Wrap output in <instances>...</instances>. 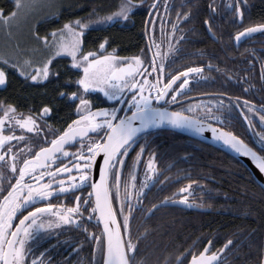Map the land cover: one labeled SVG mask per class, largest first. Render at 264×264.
Listing matches in <instances>:
<instances>
[{"label":"flooded vegetation","instance_id":"obj_1","mask_svg":"<svg viewBox=\"0 0 264 264\" xmlns=\"http://www.w3.org/2000/svg\"><path fill=\"white\" fill-rule=\"evenodd\" d=\"M143 1V0H141ZM139 2V1H137ZM148 2V0H147ZM151 9H155V15L150 18L151 9L149 12V18L151 29L146 31L143 43V47L136 53H131L128 57H120L128 62H131L132 57L146 55L149 61L141 59L143 68H147V72H143L141 75H137L138 81L147 79L153 84L157 79L160 81V86L163 87L165 83H168L172 76H178L180 73L187 71L189 67L201 68L200 73H190L187 77L188 84L180 89V94L177 95L176 101L171 100V96L175 94L179 84L185 79L181 76L179 80L173 85V88L169 90L168 96L164 100L159 102L153 100L154 107H164L175 111H183L184 114L190 115L197 119L210 122L213 124L227 123L228 126L234 128L237 133H249L251 135L264 134V120L261 117L264 116V91L262 89H256L254 91L252 85L258 86L261 81L260 78L255 81L247 76H253L262 74L264 75V31L256 34H245L239 41L235 39V51L234 54H230L231 39L227 37L224 45H221L218 50L219 59L221 58V52H225L223 61L216 59V52L214 48L201 47L206 39L200 40L194 32L185 30L188 25V17L182 14L169 15L164 12L163 14H156L160 12L159 7L155 3ZM150 5V6H151ZM178 12L182 11V6L177 8ZM168 17V18H167ZM168 19V20H167ZM242 23V19L241 22ZM186 24V25H185ZM175 25V29L173 26ZM195 26V24H192ZM242 32V31H241ZM207 34L213 43L219 40L211 29H208ZM150 38L155 41V44H150ZM262 38V39H261ZM261 44L262 46L258 45ZM155 45H159L161 55L164 56L163 69L157 68L156 72H152L150 67V61L153 54L156 51ZM171 46V49H170ZM117 52L118 47L116 48ZM227 50V51H226ZM119 53V52H118ZM159 56L156 57V60ZM261 83V82H260ZM153 96H155V90H152ZM131 94L124 93L121 101L109 100L107 97L99 94H88L86 98L92 102L93 111L97 108H122L123 111L120 115H124L128 111V100H130ZM72 99V98H71ZM73 100V99H72ZM76 107L79 104L78 100ZM134 110V109H133ZM22 114L16 113V116L21 118ZM24 118L25 115H22ZM37 123V130L33 132H20L13 123L6 125L3 135H14L16 137H25L18 147V140L13 139L5 143V150L2 151L5 155V160L0 161V198L6 194L9 190V184H14L18 176L11 171V157L16 156L15 163L18 167H22V161L26 158L30 159V149L32 151H38L40 146L48 147V142L55 139L59 134L67 129V126L72 123L73 120L78 119V114L69 122L65 127L60 125L50 112L44 115L42 112L34 114L32 116ZM217 118V119H215ZM102 119V118H98ZM238 119H242L246 124V129L237 122ZM218 125V124H216ZM220 126V125H218ZM222 127V126H221ZM227 130V129H226ZM246 130V131H245ZM232 131V133L234 132ZM142 137V136H140ZM139 137V138H140ZM46 138V139H45ZM90 138L92 140L98 137L91 133L86 138L75 142L74 146H64V151L68 152L67 157L61 153H57V159L50 164L51 171H55L58 167H68L70 172H61L54 179L45 176L40 183H48L49 180H53L52 189L56 190L60 185V181H64L62 187L68 188L72 183L70 177H75L78 187L69 188L68 192L59 193L53 191V195L48 200H36L35 203L28 207L27 211H32L35 207H45L46 203L51 202L56 205L53 212L57 211L61 207L71 208L75 206V197L79 196L81 201L88 199V193L91 192V188L88 182L83 184L79 183L80 172L74 167L78 162L74 159V153L80 151L81 142L84 145L89 143ZM136 143L132 145V151H130V158L126 157L124 164L128 165L129 161L134 158L129 168L123 169V173L120 174V191L119 195L116 194V188L112 182V194L113 206L117 209L118 221L122 223L124 215H129L127 207L123 213L119 212L120 202L124 198L125 187L129 193L126 206L131 205L132 211L129 216V225L127 230H134L131 235L133 243L137 245V251L135 254L134 264L142 261L148 254L154 259L155 264H191L192 255H198L206 247H210V252H217L219 260L214 264H229L232 260L237 259L239 256L234 254L233 250H228L223 253V250L217 251L213 246V238H209L208 241H203L200 244L199 239L194 242L192 246L187 248L178 247L177 252L168 253L169 248L175 243V240L167 241L164 235L167 233L163 231L160 237L157 233H151L148 229L149 226L154 224L157 220L151 219L152 211L156 206H162L164 200L167 197L166 188L170 178H182V174L169 170L165 162L159 167L156 160L151 156L148 144H144L142 141L136 139ZM249 144L257 151L264 150V142L261 138L251 139ZM144 144V145H143ZM143 147V153H140V164L137 169L130 166L136 163L135 159L138 155V148ZM10 149V151H9ZM153 160L154 170H150L147 165L149 160ZM125 172V173H124ZM39 175V170L36 173ZM135 177L132 180V177ZM26 183H35L30 177L25 178ZM135 184V188L131 185ZM170 183V181H169ZM146 187H142L143 185ZM188 191H191V187H187ZM180 193V192H179ZM198 194V192L196 193ZM156 202V204H154ZM177 203H181L177 198ZM93 204V198L89 200V205ZM88 207L83 205L81 212L83 215L72 214L70 216L71 223L59 222L57 216H53L50 213H44L41 215V220L47 225L49 222L53 223L52 228H45L41 230V233L36 240L29 241L32 247L31 256L39 257L41 253L44 254L45 264H103L104 254L102 255L97 249L94 236H101L102 229L98 222L96 213H91V209L84 211V208ZM164 210V209H163ZM24 211V215L27 214ZM165 213V214H163ZM167 211L164 210L159 219H165L168 217ZM89 215L93 218L89 219ZM20 216V213H17ZM22 218V217H21ZM162 220V221H163ZM59 222V226L55 224ZM18 223V220L14 221ZM149 227V228H147ZM146 229V234L150 235L149 239H146V245L143 250H146V254L142 255L139 250L138 244H141V232ZM122 229H125L122 225ZM153 234V235H151ZM102 243H104V237H101ZM211 241V245H209ZM201 247H200V245ZM161 246V247H160ZM159 248L162 250L160 251ZM158 252V253H157ZM140 257H142L140 259ZM263 257V256H262Z\"/></svg>","mask_w":264,"mask_h":264},{"label":"snow or ice","instance_id":"obj_2","mask_svg":"<svg viewBox=\"0 0 264 264\" xmlns=\"http://www.w3.org/2000/svg\"><path fill=\"white\" fill-rule=\"evenodd\" d=\"M15 3L18 8L21 6V0H15ZM240 3L246 4L247 0H237L234 6L229 5V7H232L233 11L242 19L244 13L240 10ZM134 7L133 0H123L118 12L101 19L104 22L113 21L114 18L127 20ZM152 7H155V5H152ZM15 15V12L5 15L3 10L0 9V23L8 25ZM91 23V20L76 19L65 23L58 32L51 33L55 48L54 55L49 57L39 68L33 69V73L29 76L33 81L38 78L47 79L50 75V65L53 59L62 54L69 56L72 68L81 71V75L75 81L78 91L70 94L73 100L79 101L76 107L79 118L73 120L66 130L49 141L48 147L40 146L38 151L30 149L31 158L24 159L22 167H18L15 163L17 159L15 155L11 157V171L18 176V179L14 184H9V190L0 198V264H45L43 253L39 257L31 256L32 247L29 244V241L38 239L42 229L54 226L52 222L47 225L43 222L38 223L41 220V215L50 213L57 216L59 222L71 223L70 216L72 214L83 215V212H81L82 204L88 206L84 208V211H88V208H90L91 213H98L99 219L103 221V232L101 236H94V240L100 253L102 255L106 253L104 264H134L137 245L132 242L130 233L125 238L122 232V225L125 229L128 228L129 216L132 211L131 205L126 206L125 204L129 195L127 186L125 187L124 198L120 202L119 212L123 213L127 207L129 215H124L121 223L117 220V209L113 207L109 178H112L116 194L119 195L118 169L123 165V157L128 155V151L136 143L138 136L150 135V130L165 123L173 127H196L201 132L205 130L201 121L185 115L183 111L170 112L165 108L154 107L152 103L153 100L157 102L164 100L176 81L183 76L185 79L179 84L178 89L174 90L175 94L171 96V100L175 102L177 95L180 94L179 90L188 84V75L190 73H200L201 68L189 67L187 71L180 73V75L172 76L163 87L160 86L159 79L155 84L147 79L138 81L136 76L148 71L147 68H143L144 62L139 56L132 57L131 62H128L117 57L114 52L104 54L103 50H105L107 40L99 44V51H84L83 37ZM208 27L211 29V24ZM173 28L175 29V25ZM261 30H264V24L247 27L238 33L235 39L239 41L245 34ZM43 42L47 45L48 38L44 37ZM150 44H155V41L151 38ZM159 47V45H155L156 51L150 61L152 72H156L157 68L163 69L162 61L159 65L156 64V57L161 56ZM8 63L7 60H3V65ZM25 63L30 65L31 61H25ZM13 66L17 67L16 65ZM51 74L53 76L59 75L56 72ZM21 75H25V73L22 71ZM6 82L7 73L4 67L0 66V85H6ZM95 89L102 92L109 100L115 101H121L124 91L127 90L131 94L130 100L127 102L128 111L131 112V115H128L127 112L120 115L123 111L122 108H97L93 111L92 102L86 98V95ZM153 89L156 93L155 96L152 94ZM60 95L64 96L66 94L60 93ZM50 112H52L50 107H43L42 113L44 115ZM14 113H16V108L12 105L3 107V115L0 116V148H3L6 142L13 139H24L22 136L2 134L6 121L11 122L15 119L12 115ZM261 120H264V116L261 117ZM15 122L29 132L38 128L36 120L31 115L26 118L21 115V118ZM211 131L217 139H222L224 143L231 145L237 151H243L244 155L250 156L260 171L264 172V156L252 151L233 133L222 130L218 132L216 128H211ZM90 132L98 138L95 140L90 138L87 145L81 142L80 151L72 154L74 159L78 161L74 167L81 173L79 183L88 182L93 189V192L88 193V199L81 201V198L76 196L74 207L66 209L61 207L55 212H53V209L56 208V205L51 202L46 203L45 207H35L32 211H27L28 207L33 205L36 200L51 198L53 191L65 193L69 191V188L78 187L75 177H70L72 183L68 188L62 187L64 181L61 180L59 182L61 187L56 190L52 189L53 180H49L48 183H40V181L45 176L54 179L61 172H70L71 169L66 166L51 171L49 170L50 164L57 159V153H61L65 157L69 155L68 152L64 151L65 145L74 146L70 144L71 141L76 140L77 137L82 140ZM143 151L144 149L141 147L140 153H143ZM101 153L103 154V168L100 171L99 182H94L91 178V170ZM5 155L6 153L0 154V161L5 160ZM139 157L140 154L138 153L136 159L139 160ZM147 167L154 170L152 159L149 160ZM38 170L39 175L37 177ZM26 177H30L35 183H26ZM134 179L133 176L132 180ZM131 186L135 188L134 183ZM146 186L145 184L142 187ZM181 191L187 192L188 189L184 188ZM93 195L95 197L94 202L89 205V200L92 199ZM182 202L188 203L186 196ZM188 206L191 207L192 205L189 204ZM24 211H27L26 215H24ZM18 212L20 213L19 217L17 216ZM88 218L92 219L93 217L89 215ZM16 220H18V223H14ZM59 222L55 224L56 227L59 226ZM101 237H106V244L102 243ZM230 244H232L231 240L224 247L227 248ZM209 245H211V241H209ZM218 260V253L210 252V247H206L198 255H192L191 264H214Z\"/></svg>","mask_w":264,"mask_h":264},{"label":"trees","instance_id":"obj_3","mask_svg":"<svg viewBox=\"0 0 264 264\" xmlns=\"http://www.w3.org/2000/svg\"><path fill=\"white\" fill-rule=\"evenodd\" d=\"M148 1L150 5L153 2ZM236 3L237 0H162L158 5L161 11L156 14L179 13L188 17L186 23L188 27L185 30L194 32L200 40L206 39L201 47L214 48L218 60V50L224 45L227 37L231 39L232 49L230 52L226 51L234 54L236 35L247 27L264 24V0H247L246 4H239L240 10L244 13L242 23L241 18L232 7H229ZM146 4L132 10L125 23L120 21L106 24L95 20L96 17L100 20L116 13L117 3L114 0H75V3L66 8L58 18L44 21L40 28L55 30L76 19L91 20L92 23L83 37L84 51H99V44L107 40L104 54H108L107 50L118 47V56L128 57L143 47L145 33L151 29L149 22L152 20L148 15L150 9ZM180 6L182 11L178 12L177 8ZM0 9L8 15L15 10V3L13 0H0ZM209 24L211 31L219 37L215 43L207 34ZM220 57L219 60L225 62L224 49ZM51 70L59 75H51L45 82H34L21 76L15 69L9 68L6 85L0 87V115H3V107L7 105H12L16 108V113L25 116L42 112L43 107L47 106L52 109L51 113L55 120L65 127L76 115V102L71 99L70 94L78 91L75 81L81 75V71L72 68L69 56L56 58ZM247 77L257 83L260 78L261 83L259 82L257 87L254 85L252 87L254 91L256 89L264 91V75ZM60 93L66 95L61 96ZM237 122L246 129L242 119H238ZM214 123L230 132L234 131V128L224 121ZM233 133L248 144H251L253 136L256 139H263L264 142V134L251 135L235 131ZM139 140L148 144L151 156L159 167L165 162L164 165L169 170L182 174V178L169 179L164 204L156 205L150 217L157 220L149 226L150 228L147 227L151 233H157L159 237L163 231L167 232L164 235L167 241L175 240L168 253L177 252L179 246L184 248L192 246L198 239L201 244L213 238L212 244L217 251L223 250V253H226L231 246L230 250L239 256L229 264H261L264 250V190L245 167L215 148L174 132H154L147 136L143 135L138 138ZM259 152L264 156V150ZM112 182L111 179V188ZM189 186L192 188L191 191H181ZM111 195L113 201L112 189ZM185 196L187 204L182 202ZM177 198L181 203H177ZM189 204L192 206L189 207ZM163 209L168 215L164 220L159 219ZM147 228L142 230L143 239L141 244H138L142 255L146 254V250H143L146 245L144 240L150 238V235L146 234ZM122 231L125 238L129 233L132 235L135 232L131 229ZM229 240L232 244L225 248ZM159 250L162 251L160 248ZM137 264H155V261L148 254Z\"/></svg>","mask_w":264,"mask_h":264},{"label":"rangeland","instance_id":"obj_4","mask_svg":"<svg viewBox=\"0 0 264 264\" xmlns=\"http://www.w3.org/2000/svg\"><path fill=\"white\" fill-rule=\"evenodd\" d=\"M13 1L15 3V0H13ZM138 1H141V0H138ZM151 1H153L152 3L156 2V5L157 4L160 5L162 2V0H151ZM114 2L117 3L116 12H118L120 10V5L123 3V0H117V1L114 0ZM74 3H75V0H21V6L19 8L16 6V3H15V10L13 11L16 13L15 17L10 20L8 25L0 23V66L4 67L7 75H8L9 68H13L20 75H21V72L23 71L25 73V75H21V76L30 79L29 76L33 73V69L39 68L49 57H52L54 55L55 48L53 46L54 42H53V38L51 36V33L58 32V30H60V29L45 30L44 28L41 29L40 26L46 20L58 18L64 12V10L66 8L67 9L70 8L71 5ZM95 3H97V2H95ZM146 3L145 4L149 7V9H151L152 5L150 6V1H148ZM145 4H143V5H145ZM138 6H142V5H135L133 10H135L136 7H138ZM99 14H101V13H99ZM152 15H155V9H151V13H150L151 19H152ZM127 20H123L121 18H114L113 21L104 22L101 18L99 20L96 17L95 21H99V23L110 24L112 22L116 23V22H120V21L125 23ZM44 37L48 38V44L47 45H45L43 42ZM103 51H104V53H106L105 50H103ZM113 52L117 57H119L116 49L107 50L108 54H111ZM61 56H67V55L62 54ZM58 57H60V56H56L53 59L52 63ZM140 58L147 61V62L149 61V58L146 57L145 53H144V55H141ZM164 59L165 58L162 54L161 56H159L157 58L156 64L159 65L161 63V61L164 64V61H165ZM3 60H7L9 63L7 65H3ZM126 60H129V59L126 58ZM25 61H31V64L30 65L26 64ZM13 65H16L17 67H14ZM51 67H52V64L50 65V75L47 79L38 78L34 82H45V81H47L52 75L51 74L52 73ZM31 81H33V80H31ZM2 86H4V85H0V87H2ZM99 93L104 96V94L102 92H100L98 89L92 90L88 94H99ZM124 93H129V92L127 90H125ZM12 115L15 117V119H13L11 122L6 121L4 129H3V133H4V130L6 129L5 128L6 125H8L10 123H13V126H15L20 132H29L26 128L20 127V125L15 122L16 120L20 119L19 117L16 116V113H14ZM0 116H2V115H0ZM215 119H217V118H215ZM31 132H33V131H31ZM258 135H261V134H258ZM24 140L25 139H22V140L19 139L17 141L18 147H20L21 142ZM132 149L133 148H131L128 151V155L126 156L127 158L131 157L129 155V153H130V151H132ZM140 149H141V147L138 148L139 154H140ZM4 150H5V145L3 146V148H0V154H3L2 151H4ZM126 157H123V160H125ZM136 158H137V156H136ZM133 159L134 158H132L129 161L128 165H125L123 163V165L121 167H119V169H118L119 176H120V174L123 173L122 172L123 169L129 168V165ZM135 161H136V163L132 164L130 166V168L135 167V169H137L138 165L140 164V162H139L140 157H139V160L135 159ZM111 179L112 178L110 177L109 178L110 191H111V185H110Z\"/></svg>","mask_w":264,"mask_h":264},{"label":"water","instance_id":"obj_5","mask_svg":"<svg viewBox=\"0 0 264 264\" xmlns=\"http://www.w3.org/2000/svg\"><path fill=\"white\" fill-rule=\"evenodd\" d=\"M146 2H147V0H144L142 2H133V3H134V5H143ZM262 31H264V30L257 31V32L251 33V34H256V33L262 32ZM160 108H164V107H160ZM165 109H167L170 112L175 111V110H172L169 108H165ZM185 115H187V114H185ZM195 119L199 120L203 123V125L205 127L204 131H202V132L198 131L196 127H173L172 125L165 123L164 125H161L158 128L150 130V133L159 132V131H170V132L180 134V135L187 137L189 139L195 140L197 142L206 144L212 148H215V149L229 155L230 157L236 159L237 161H239L245 167V169L249 172V174L252 176L254 181L264 190V172L260 171V169L257 167L256 163L253 161V159L250 156L244 155L243 151H237L235 148L231 147V145L224 143V141L222 139H217L216 135H214L213 132L211 131V128H216L218 132L220 130H222L224 132H230V131H228L225 128L218 126L216 124L206 122V121H203V120H200L197 118H195ZM137 123H139V122H137ZM230 133H232V132H230ZM90 134H91V132L88 134V136ZM141 136H143V135H141ZM86 137H83L82 139H84ZM139 137L140 136H138L137 138H139ZM79 140H81V138L77 137L76 140L71 141L70 144H74L75 142H77ZM242 141L244 142L245 145L248 146V148L252 149V151H254L258 155L262 156L257 150H255L253 147H251L247 142H245L244 140H242ZM102 168H103V154L101 153L97 157L95 164L93 165V168L91 170V178L94 182H99V175H100V171ZM90 188H91V192H93L92 187H90ZM92 198H93V202H94V199H95L94 195ZM96 215L98 218V222L101 226V229L103 231V221L99 219L98 213H96ZM117 220H118V218H117ZM104 243L106 244V237H104ZM105 260H106V253L104 254L103 264H104ZM261 264H264V251H263V257H262Z\"/></svg>","mask_w":264,"mask_h":264}]
</instances>
